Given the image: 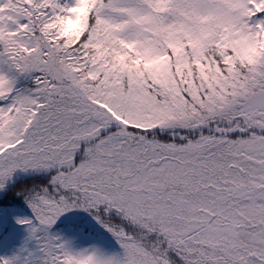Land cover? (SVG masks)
<instances>
[{"label": "snow or ice", "instance_id": "snow-or-ice-1", "mask_svg": "<svg viewBox=\"0 0 264 264\" xmlns=\"http://www.w3.org/2000/svg\"><path fill=\"white\" fill-rule=\"evenodd\" d=\"M0 264H264V0H0Z\"/></svg>", "mask_w": 264, "mask_h": 264}]
</instances>
